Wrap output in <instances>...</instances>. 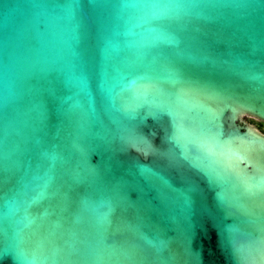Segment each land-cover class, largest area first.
Returning <instances> with one entry per match:
<instances>
[{
    "label": "water",
    "instance_id": "95a60500",
    "mask_svg": "<svg viewBox=\"0 0 264 264\" xmlns=\"http://www.w3.org/2000/svg\"><path fill=\"white\" fill-rule=\"evenodd\" d=\"M249 119L264 125V0H0V246L28 264H264Z\"/></svg>",
    "mask_w": 264,
    "mask_h": 264
},
{
    "label": "snow or ice",
    "instance_id": "6c2138e0",
    "mask_svg": "<svg viewBox=\"0 0 264 264\" xmlns=\"http://www.w3.org/2000/svg\"><path fill=\"white\" fill-rule=\"evenodd\" d=\"M153 15H160V13H153ZM154 39L163 40L170 44L176 42V38L173 35L163 33V32L157 33ZM46 189H47V185H45V189L42 190L41 193L39 194V198H43L47 194ZM100 219L102 223L106 222L108 220V214H105ZM26 220H27V217H26ZM28 223H31V220H28ZM32 250L34 253H38V254L43 253L38 248H32ZM0 254H11L15 256L17 260V264H28L29 258L25 255V249L21 246L20 242L18 243L14 239H12V241H10L9 243L3 246H0ZM41 258H46V257L33 255L31 259L35 261Z\"/></svg>",
    "mask_w": 264,
    "mask_h": 264
},
{
    "label": "clouds",
    "instance_id": "9594fccd",
    "mask_svg": "<svg viewBox=\"0 0 264 264\" xmlns=\"http://www.w3.org/2000/svg\"><path fill=\"white\" fill-rule=\"evenodd\" d=\"M143 7L151 9L153 13H160V15L166 14V12L174 10L176 12L183 11L187 14L188 10L196 7V5H184V4H146Z\"/></svg>",
    "mask_w": 264,
    "mask_h": 264
},
{
    "label": "rangeland",
    "instance_id": "374dc122",
    "mask_svg": "<svg viewBox=\"0 0 264 264\" xmlns=\"http://www.w3.org/2000/svg\"><path fill=\"white\" fill-rule=\"evenodd\" d=\"M249 120H250L251 123L256 124V125L258 126L259 129H260V128H263V129H264V125H263V124H261V123H259V122H256V121H254V120H251V119H249Z\"/></svg>",
    "mask_w": 264,
    "mask_h": 264
},
{
    "label": "flooded vegetation",
    "instance_id": "af4514ba",
    "mask_svg": "<svg viewBox=\"0 0 264 264\" xmlns=\"http://www.w3.org/2000/svg\"><path fill=\"white\" fill-rule=\"evenodd\" d=\"M263 132H264V129L263 128H260Z\"/></svg>",
    "mask_w": 264,
    "mask_h": 264
}]
</instances>
